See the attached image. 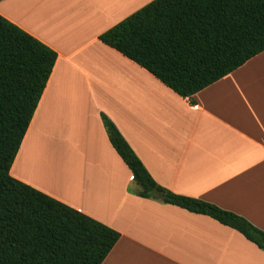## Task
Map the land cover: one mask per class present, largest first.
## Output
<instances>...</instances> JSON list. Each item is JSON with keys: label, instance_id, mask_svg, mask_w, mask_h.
I'll use <instances>...</instances> for the list:
<instances>
[{"label": "crops", "instance_id": "0c3cea01", "mask_svg": "<svg viewBox=\"0 0 264 264\" xmlns=\"http://www.w3.org/2000/svg\"><path fill=\"white\" fill-rule=\"evenodd\" d=\"M150 1H0L58 54L10 173L119 231L102 264H264L235 228L129 190L102 113L157 183L264 231V50L183 97L99 38Z\"/></svg>", "mask_w": 264, "mask_h": 264}, {"label": "trees", "instance_id": "16d2710c", "mask_svg": "<svg viewBox=\"0 0 264 264\" xmlns=\"http://www.w3.org/2000/svg\"><path fill=\"white\" fill-rule=\"evenodd\" d=\"M99 38L190 97L264 50V0H152ZM57 56L0 14V264H102L121 236L10 173ZM102 120L132 171L131 192L207 214L264 250L262 229L157 183L113 120Z\"/></svg>", "mask_w": 264, "mask_h": 264}]
</instances>
